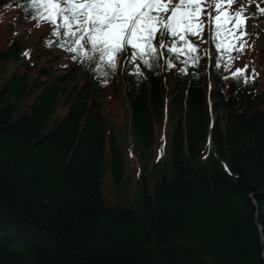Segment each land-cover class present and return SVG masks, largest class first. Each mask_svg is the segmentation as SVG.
Segmentation results:
<instances>
[{
	"label": "trees",
	"instance_id": "trees-1",
	"mask_svg": "<svg viewBox=\"0 0 264 264\" xmlns=\"http://www.w3.org/2000/svg\"><path fill=\"white\" fill-rule=\"evenodd\" d=\"M51 27L0 0V264H264V55L242 63L244 84L212 66L209 35L198 67L162 53L155 71L121 58L105 76L72 58L57 68L51 55L72 53ZM106 96L124 99L133 144ZM132 166L135 204H108L105 177L121 193Z\"/></svg>",
	"mask_w": 264,
	"mask_h": 264
},
{
	"label": "snow or ice",
	"instance_id": "snow-or-ice-1",
	"mask_svg": "<svg viewBox=\"0 0 264 264\" xmlns=\"http://www.w3.org/2000/svg\"><path fill=\"white\" fill-rule=\"evenodd\" d=\"M234 3L239 0H19L26 17L38 23L47 21L52 33L63 38L59 46L92 73L114 74L123 58L129 65L138 61L136 74L143 75L142 66L152 71L160 66L162 53L165 65L179 59L185 66L198 67L207 58L201 49L208 42L207 31L218 50L211 57L212 66L247 84L250 65L233 69L232 53L244 51L248 40L243 37L252 35L246 30L248 21L264 16V0H244L230 10L222 7ZM254 3L256 11L248 7ZM225 53L231 63L222 62ZM191 74L200 79L199 72Z\"/></svg>",
	"mask_w": 264,
	"mask_h": 264
},
{
	"label": "rangeland",
	"instance_id": "rangeland-1",
	"mask_svg": "<svg viewBox=\"0 0 264 264\" xmlns=\"http://www.w3.org/2000/svg\"><path fill=\"white\" fill-rule=\"evenodd\" d=\"M242 3H244V0H239V3H234L231 6L224 4V5H222V7L225 10H230V9H235V8L240 7V4H242ZM262 6H264V5H262ZM248 7L252 11L257 10V5L255 3L249 5ZM205 19H207V17H205ZM44 29H45V27H44ZM246 30L248 32L252 33V35L250 37H248V44L245 45V49L243 52H241L239 50H237L235 52L234 63L238 68H241V69H242L241 65L247 57H248V59H251L253 56H255L257 54L264 55V35H262L263 38H261V36H260V38L258 39V36L260 35V33L264 34V21H260V20H256L254 18H251L248 21V26H247ZM5 32L0 37V40L2 42H4V39L8 34L7 28H6ZM42 32H43V28H41L39 30V32H37L38 33L37 36L39 37L42 34ZM206 33H207L206 37L208 38V42L202 43L201 47L207 53L212 54L213 50H212V48L210 46V42H209V33L207 31H206ZM245 38L246 37H244L243 39H245ZM69 58H71V57L64 58L62 56V54L59 51H57L51 55L50 59L56 65L57 68H59V67L63 68L69 62ZM23 68H24L23 61H15V62L8 63V65H7L5 71L3 72V75H2L3 79L4 80L8 79L17 69L23 70ZM33 74H34V76H36V71L33 72ZM3 82L5 83L6 81H3ZM32 103H33V99L22 102L19 106L18 112L19 113L22 112L23 109L26 107V105L30 106ZM105 106L107 107L108 114L110 117V122L112 125L111 128L114 131H116L118 134H120V133L125 134V135L128 134L126 136L127 145L133 144L132 137L130 136V133H127L125 130L126 126L128 125L129 110H128L127 106L125 105L124 99L120 97L114 101H111V98L109 96H106ZM65 112H66L65 110L60 109L57 112V116H59V117L63 116L65 114ZM145 156H146V158H145L146 160L144 161V163H146V164H143L142 166L146 165V167H147L146 171L150 175L155 171V168H153L154 151L148 152ZM133 166H132V168H133ZM132 168H129V170H128V176H127V183L128 184H127V186L126 185L124 186V188L121 190V193H118V191H116V188H115L111 178L109 176L105 177L104 193H105V199H106L108 204L114 205L118 202L121 204L127 203L129 205L135 204L137 197L139 196L138 189H139L140 185H139L138 179L135 176V171H134L135 167L133 169Z\"/></svg>",
	"mask_w": 264,
	"mask_h": 264
}]
</instances>
